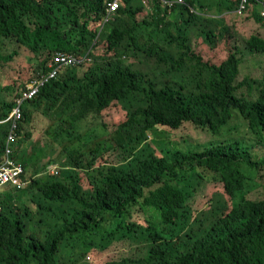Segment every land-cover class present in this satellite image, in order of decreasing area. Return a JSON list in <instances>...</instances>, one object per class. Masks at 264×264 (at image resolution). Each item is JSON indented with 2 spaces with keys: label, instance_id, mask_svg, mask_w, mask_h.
<instances>
[{
  "label": "trees",
  "instance_id": "obj_1",
  "mask_svg": "<svg viewBox=\"0 0 264 264\" xmlns=\"http://www.w3.org/2000/svg\"><path fill=\"white\" fill-rule=\"evenodd\" d=\"M108 1L0 0V60L17 56L16 50L6 54L9 47L24 49L36 68L29 83L47 74L57 53L82 61L59 70L20 107L12 158L24 168L21 182L28 183L25 189L0 190V264H64L63 249L69 250L70 264H80L93 251L116 255L104 264H264V197L255 195L257 186L264 187V157L254 159L253 148L240 140L209 144L202 151L165 149L160 157L143 147L155 127L175 131L191 124L218 133L234 113L252 136L256 130L264 134V37L256 33L233 41L216 65L193 50L190 33L211 8L210 0H184L172 8L154 0L141 20V0H119L118 11L104 23ZM238 2L217 0L215 15L234 13ZM262 4L249 0L239 16ZM253 18L259 23L255 13ZM100 43L103 56L96 58ZM147 59H154L156 68L167 67L161 77L178 80L162 82L155 71L133 67L134 60ZM246 62L261 75L241 79ZM26 84L0 85V123ZM131 96L138 104L125 121L106 138L93 134L97 127L107 130L103 111ZM37 113L58 120L51 123L50 145L71 146L66 156L72 167L56 176L44 174L46 163L39 170L33 164L45 148L33 146L31 157L20 158L33 139L29 128ZM84 126L87 135L80 133ZM9 129L10 123L0 124V162ZM84 137L94 145L80 149ZM198 168L219 177L230 201L226 211L223 196L211 199L221 207L210 224L199 220L196 210L201 192L205 195Z\"/></svg>",
  "mask_w": 264,
  "mask_h": 264
},
{
  "label": "rangeland",
  "instance_id": "obj_2",
  "mask_svg": "<svg viewBox=\"0 0 264 264\" xmlns=\"http://www.w3.org/2000/svg\"><path fill=\"white\" fill-rule=\"evenodd\" d=\"M143 5H145V10L138 14V20L146 17L148 12H151L153 9V1L154 0H141ZM207 0H205L206 3ZM209 1V0H208ZM213 4L211 8H208L207 11L204 12L205 17L196 23L194 26L190 27V33L192 34V47L193 50L201 56L204 62H209L212 64H220L222 61L226 59L231 50V45L233 41L237 43L241 42L243 39L249 38L251 35L259 33L264 37V12L261 7H258L254 12L253 8L250 9L244 16H239L234 13H228L222 15H215V3L217 0H210ZM158 2V0H157ZM261 11V12H260ZM254 13L259 19V23L255 21ZM203 15V14H200ZM211 18L219 17V22L215 20H211ZM260 17V18H259ZM263 17V18H261ZM209 32H212L213 35L206 37ZM102 43L99 44L98 49L94 52V56L102 57ZM17 51V56H13L10 60H0V85H8V87H13L14 89H20V87H24L29 84L30 79L33 76V72H35V63L32 59V56L27 52H24V49H17V47L12 46L9 47L6 51V54ZM127 60V59H124ZM129 62L131 60H128ZM133 67L142 71H155L153 72L154 76L160 81H176L178 78H165L160 76L161 70L166 71L167 67L162 65L161 68H156L154 59H147L146 61L138 62V60L133 61ZM248 73H253L255 77H259L262 73V70L256 68V66H252L251 63L246 62L241 70V79L244 76L249 75ZM189 72H186V76H188ZM188 79V78H185ZM131 96L123 101H117L113 103L108 109L103 111L102 121L106 124L107 130H104L102 127H97L93 129V134H97L100 138H106L110 136L111 130L118 124L122 123L126 119V114L129 111H132L136 108L138 102L133 99ZM128 104V105H127ZM129 104H132L129 106ZM127 105V106H126ZM46 119L42 118L39 113H37L31 123L29 130L33 134V139L25 146L24 148L25 154H20V158H24L26 161L27 158L31 157L35 152L33 146H41L45 149L49 147L50 150H42V156L33 163L36 169L41 168V164L46 163L48 165L45 169L44 174H48L50 176H56L61 172V169H69L72 167V164L68 157L66 156L67 152L71 149L70 145H50L53 144V133L55 129L52 124L57 123V119L51 114L45 116ZM31 120V119H30ZM85 127V126H84ZM96 129V130H95ZM48 131V133H47ZM88 128H84L80 131L87 135ZM257 134L252 136L249 132V128L247 127L245 121L236 113H234L233 118L228 126H226L222 131L218 133H212L207 130L198 129L191 124H184L179 130L172 131L170 129L160 127H155L154 129L149 131V140L145 143L144 149L146 152L152 151L157 156H161V152L165 149H181L184 151H202L209 144H217L219 142L226 141H235L240 140L244 144L242 146H250L253 148L252 153L254 154V159L264 157V134L263 132L256 130L254 131ZM91 133V132H90ZM262 133V134H259ZM93 134L91 136L93 137ZM47 136V137H44ZM87 138H83L80 145V149L83 148V145H94V142L88 143ZM248 144H246V143ZM143 150V148H141ZM86 150V149H84ZM49 156L48 159H56L59 160L58 163L51 162L52 160H45ZM41 171H39L40 173ZM197 172L203 177V182L205 184L204 190L205 195H201L198 199V203L196 205V210H198L199 220H204L207 224L211 223L212 218L214 217V213L216 209L221 207V203L213 202L211 203V199L215 196H223L221 199L222 207L225 206L226 203V211H229L230 201L229 197L225 193L223 184L220 182L219 177L204 168H198ZM261 175L264 178V165L261 170ZM28 180V179H27ZM264 182V180H263ZM28 183V181L26 182ZM27 184L25 185V189ZM82 186L84 189H88V184L86 178L83 176ZM255 195L258 197H264V187L257 186ZM150 213V212H149ZM148 213V214H149ZM121 253H125V248L119 247ZM69 250L63 249L61 252V260L64 264H70L68 261V253ZM116 258V255L112 252H107L105 254H100L99 252H90L86 256V258L80 264H104L106 262L111 261Z\"/></svg>",
  "mask_w": 264,
  "mask_h": 264
},
{
  "label": "built area",
  "instance_id": "obj_3",
  "mask_svg": "<svg viewBox=\"0 0 264 264\" xmlns=\"http://www.w3.org/2000/svg\"><path fill=\"white\" fill-rule=\"evenodd\" d=\"M164 6L172 8L175 5H185L184 0H158ZM249 0H239L238 7L235 11L238 15H243L247 9ZM120 2L119 0H110L106 6V15L104 18V23H108L112 20L113 15L118 11ZM262 9L264 12V4H262ZM190 13H195L192 8H189ZM261 12V11H260ZM264 16V15H263ZM82 61L78 60L74 56L65 55L57 53L52 62L47 65L48 72L46 75L40 74L35 80L31 81L27 86H25L24 91L20 96L15 99L14 107L8 116V118L1 122L0 124L10 123L9 133L6 137L4 146L3 159L0 162V190L12 186L17 189H22L27 183H22V176L24 174V168L22 164L15 161L12 158L14 153L12 144L15 142L16 138V125L21 120L20 107L24 102L31 101L39 93L40 89L49 81L54 80L59 72V70L76 68L81 64Z\"/></svg>",
  "mask_w": 264,
  "mask_h": 264
}]
</instances>
